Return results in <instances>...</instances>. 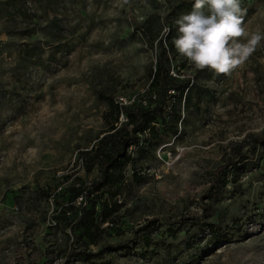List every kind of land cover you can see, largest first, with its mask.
Instances as JSON below:
<instances>
[{"label": "rangeland", "instance_id": "374dc122", "mask_svg": "<svg viewBox=\"0 0 264 264\" xmlns=\"http://www.w3.org/2000/svg\"><path fill=\"white\" fill-rule=\"evenodd\" d=\"M156 3L0 0V264H62L71 241L62 212L73 187L84 193L99 178V141L112 134L107 100L139 101L150 84L158 49L142 31L165 38L161 18L170 10ZM241 7L246 32L264 33V0ZM197 84L211 96L177 136L126 170L119 222L103 224L101 244L131 238L152 217L195 214L202 223H161L115 252L88 246L93 257L71 264H264V142L255 154L248 143L264 136V40L242 66ZM221 166L229 180L210 189ZM206 225L228 231L229 243L204 252L192 239L207 234Z\"/></svg>", "mask_w": 264, "mask_h": 264}, {"label": "trees", "instance_id": "16d2710c", "mask_svg": "<svg viewBox=\"0 0 264 264\" xmlns=\"http://www.w3.org/2000/svg\"><path fill=\"white\" fill-rule=\"evenodd\" d=\"M60 1L49 0L53 3ZM165 1L170 5V10L161 18L163 25L170 29L165 38L164 35L153 37L151 30L142 31L151 44L156 42L155 47L158 49L154 68L150 73L151 81L144 92V97L139 101L132 100L127 105L114 99L107 100L108 112L105 115V123L108 132L112 134L103 136L99 141V145H104L96 163L101 170L100 176L84 193L79 187H73L74 199L62 212L67 219V228L71 237L69 250L63 255L62 264L92 258L93 254L88 246L98 247L99 251L106 249L115 252L121 246L129 244L131 238L137 234L150 235L153 231H159L161 223L169 226L190 223L191 227L202 223L201 217L195 214H184L174 220L169 217H152L139 225L131 238L118 244H101L103 237L109 231L108 228H103V224L108 223L113 226L119 222L116 199L124 188L126 170L129 167L136 170L142 154L148 152L150 148L155 150L163 142V137L177 136L179 126L183 124L187 115L191 114L193 109L198 112L201 101L211 96L208 91L198 86L197 82L212 80L216 72L207 68L198 69L186 57L179 54L174 45V39L179 35L175 21L180 15L192 10L193 0H179L176 5H171L170 0ZM152 4L157 8L156 0H152ZM205 11L207 12L208 9L206 8ZM120 117L125 118L121 128L118 127ZM263 142L264 136L261 139L250 138L248 141L250 152L255 154L258 144ZM240 159L246 160L244 156ZM92 165L94 164H91V167ZM133 173L132 179L135 182L141 183L144 180L143 176L135 174V171ZM213 177L214 185L210 189L214 190L220 182L223 184L228 182L227 166L219 167ZM103 191H107L108 196L99 202L95 196ZM82 193L85 194V199L81 196ZM79 198L83 199L80 204H78ZM97 203H100L98 211ZM69 212L72 214L71 218L68 217ZM205 227L204 231L207 234L201 235L197 241L192 239V242L198 244L197 246L203 244L204 252L213 253L218 250L220 244L229 243L228 231H222L220 227L213 225ZM168 231L171 236H175L177 232L172 227H169Z\"/></svg>", "mask_w": 264, "mask_h": 264}, {"label": "clouds", "instance_id": "9594fccd", "mask_svg": "<svg viewBox=\"0 0 264 264\" xmlns=\"http://www.w3.org/2000/svg\"><path fill=\"white\" fill-rule=\"evenodd\" d=\"M246 15L241 0H193L192 10L175 21L179 33L175 48L200 70L228 74L242 66L264 40L259 30L246 32ZM242 37L246 42H241Z\"/></svg>", "mask_w": 264, "mask_h": 264}, {"label": "built area", "instance_id": "2783aa9c", "mask_svg": "<svg viewBox=\"0 0 264 264\" xmlns=\"http://www.w3.org/2000/svg\"><path fill=\"white\" fill-rule=\"evenodd\" d=\"M120 103L123 104V105L130 104V103H127V101L125 99H120ZM82 202H83V199L82 198H79L78 204H80Z\"/></svg>", "mask_w": 264, "mask_h": 264}]
</instances>
